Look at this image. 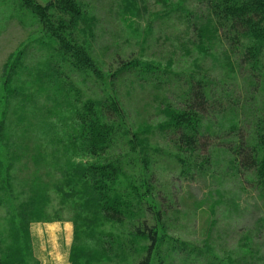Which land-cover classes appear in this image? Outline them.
I'll use <instances>...</instances> for the list:
<instances>
[{"label": "rangeland", "instance_id": "rangeland-1", "mask_svg": "<svg viewBox=\"0 0 264 264\" xmlns=\"http://www.w3.org/2000/svg\"><path fill=\"white\" fill-rule=\"evenodd\" d=\"M73 1L66 32L101 78L73 66L20 0H0V259L138 264L147 221L159 231L152 264H264V184L231 147L239 123L264 156L262 40L242 38L257 58L243 62L245 46L219 31L205 0ZM192 81L215 103L208 116L188 108ZM106 100L123 118L110 123V148L103 139L92 151L81 134L93 138L95 122L78 114ZM194 125L213 134L205 153L177 139ZM99 163L116 168L107 201L81 179ZM115 201L120 218L106 214Z\"/></svg>", "mask_w": 264, "mask_h": 264}, {"label": "trees", "instance_id": "trees-1", "mask_svg": "<svg viewBox=\"0 0 264 264\" xmlns=\"http://www.w3.org/2000/svg\"><path fill=\"white\" fill-rule=\"evenodd\" d=\"M22 5L29 7L33 14L39 18L42 27L53 38L57 45V50L62 55L68 56L72 61V65L79 71L85 73H92L97 78H101V72L98 67V62L91 54L89 49L78 43L72 36L66 32V23L71 15L79 13L76 9V3L73 0H49L47 4L43 5L37 0H20ZM64 1V2H63ZM209 2L212 13L218 17L217 26L219 31L229 40V42H238V46L243 48L245 46V53L242 54V61L257 62V58H249L247 51L252 54V47L250 44H244L242 38L247 35H252L262 40L264 44V0H205ZM53 9V10H51ZM74 9V10H73ZM56 10V11H55ZM59 13L61 16L56 17L54 20L52 16L54 13ZM80 16V15H79ZM67 18V19H66ZM128 64V63H127ZM109 101V100H108ZM189 110L195 111L199 116H208L212 111H215V103L211 101L205 91V85L200 81L191 82L189 89ZM81 121L95 122L92 126L94 131H91V136L81 134L90 141L92 151H97L101 148V143L107 141L106 147L110 148V123H114L123 118V110L117 100L109 103L103 101L102 103H88L83 111L78 114ZM102 122V124L100 123ZM99 124V126H98ZM235 140L231 143V147L235 152L238 168L240 171L246 170L247 172H255L256 177L264 184V156L258 152V145L252 141L253 136L246 132V128L239 123L235 128ZM230 132V133H233ZM176 135V134H175ZM177 139L179 143L185 145L193 152L199 151L200 153L207 152L209 147L213 145L210 141L213 134L209 133L206 128H200L197 125L191 127V131H181ZM98 140L99 143L91 142ZM103 142V143H104ZM115 167L110 164H88L81 172V179L89 178L94 188V192L99 196L105 195L104 199L100 201H107V175L115 171ZM85 173V174H84ZM82 174L84 176L82 177ZM89 184V181H85ZM95 183V184H94ZM264 187V185H263ZM106 191H105V190ZM113 190V189H112ZM116 199V198H115ZM114 199V200H115ZM115 206H107L110 210H106L107 216L112 218H120L122 216V205L115 201ZM139 233H146L149 237L150 244L145 252V255L138 264H152L153 254L157 249L159 241V231L156 225L149 226L147 221H144L140 227L137 228ZM7 260L2 261L0 264H21L23 259L18 252H13L7 256Z\"/></svg>", "mask_w": 264, "mask_h": 264}]
</instances>
